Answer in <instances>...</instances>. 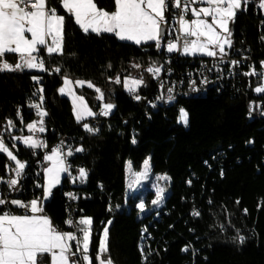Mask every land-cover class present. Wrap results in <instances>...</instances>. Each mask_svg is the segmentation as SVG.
Masks as SVG:
<instances>
[{"label": "trees", "instance_id": "trees-1", "mask_svg": "<svg viewBox=\"0 0 264 264\" xmlns=\"http://www.w3.org/2000/svg\"><path fill=\"white\" fill-rule=\"evenodd\" d=\"M94 2L99 9L115 11L114 0ZM47 4L64 17L62 54L49 55L41 48L43 71H0V127L8 121L13 124L4 141L25 166L40 159L28 167L31 175L26 183L35 184V189L28 188L22 200L43 194L45 155L15 143L11 136L28 133L27 125L36 115L27 103L35 99L47 113L48 142L68 134L73 149H83L71 159V175H78L80 169L87 173L86 185L65 176L43 203V211L59 231L71 232L72 225L66 221L73 218L92 219L93 264H98L96 255L106 226L104 258L116 264H264V115L251 118L248 110L249 101L264 105V93L255 91L261 75L245 77L250 90L244 96L209 93L153 109L130 95L123 79L135 71L144 79L139 94L152 88L149 67L165 54L157 42L136 44L113 33H85L62 7V0H47ZM241 46L251 49L247 69L262 70L264 9L255 10L252 3L234 19L232 47ZM3 58L18 60L14 53ZM65 79L94 85L77 87L94 111L102 100L114 104L112 115L97 132L87 131L76 120L71 99L60 91ZM38 87L42 91L36 92ZM181 108L188 113L187 126L178 123ZM147 158L154 173L168 177L164 204L154 211L150 209L153 192L145 201L133 197L125 201L127 163L140 171ZM14 165L0 152V180L11 176ZM67 191L78 194L79 200L71 202ZM195 209L198 216L192 214ZM43 264H50L47 255Z\"/></svg>", "mask_w": 264, "mask_h": 264}, {"label": "snow or ice", "instance_id": "snow-or-ice-1", "mask_svg": "<svg viewBox=\"0 0 264 264\" xmlns=\"http://www.w3.org/2000/svg\"><path fill=\"white\" fill-rule=\"evenodd\" d=\"M198 0H173V6L181 8L182 13L191 12L196 19L188 21L181 14L179 18L180 31L185 37L183 44L184 54H203L207 56L226 55L225 46H232L231 31L229 22L233 21L236 11L241 8V0H199L200 3L207 4V7H189V4H195ZM246 2V0H245ZM115 11L109 13L106 10L99 9L94 0H62V7L74 16L75 22L85 32L113 33L120 40L134 41L140 44L144 41L154 40L159 47L161 36V25L165 23L164 13L169 7L168 0H114ZM260 7L264 8V0H261ZM201 17H210L211 22ZM64 17L57 14L56 10L47 7L46 0H0V58L6 53L18 54L20 63L10 65L9 63H0V71H17L25 68H37L44 70V61L39 59L37 53L41 50L40 46L47 51L49 55L53 53L62 54L64 40ZM26 34H30V37ZM187 37H196L194 40H188ZM203 38V39H201ZM179 39V38H177ZM167 50L173 52L178 50L177 43H169ZM233 63H237L233 61ZM264 63V62H262ZM59 71V69H56ZM155 74L159 73V68L149 69ZM246 75H256L255 72L246 73ZM264 76V72L260 73ZM37 80V77H33ZM65 85L71 81L65 79ZM120 83L119 77L116 79ZM77 84L83 86V81H77ZM89 87H94L91 82H87ZM129 92H134L142 84V80H127L124 82ZM42 91V89L40 90ZM61 93L65 92L64 88L60 89ZM100 92V89H96ZM171 91V89H169ZM258 93H264V86L256 87ZM103 99V93L100 94ZM80 99L83 104L82 98ZM136 99H140L136 96ZM172 99L171 96L168 97ZM39 108L40 105H33ZM114 105L105 104L103 115H108ZM76 118L79 121L82 118L80 107L77 106ZM40 112L41 118L46 115ZM84 114L93 115L86 108ZM180 122L185 126L189 123L188 113L180 110ZM41 125L43 120L40 121ZM9 127H12V121H8ZM29 131L36 130V124L27 125ZM84 128L93 132L87 124ZM44 131L41 126L38 129ZM21 139V138H17ZM23 143L29 147H47L42 141L35 140L32 137H24ZM135 143V140H133ZM76 151H83L78 148ZM0 152L7 154L9 159L15 161V173L20 177L25 168V164L16 159V156L8 149L4 141L0 139ZM68 155H72L69 151ZM45 159L52 161V167L46 170L50 186L45 189V196L50 194L51 186L59 183L60 173L67 172L59 147L52 150L50 155ZM148 161H145V172L136 173L137 177L147 174ZM79 175L85 178L87 173L80 169ZM161 180L168 177L161 176ZM9 187H14L17 179L7 181ZM164 189L157 188L156 199L153 204H158L162 199ZM5 201L0 199V204ZM19 207H30L32 215H12L10 213L0 214V264H43L45 255L50 256L51 264H93L89 257V246L91 242V219H81L78 224L85 226L80 227L79 231L83 234L78 238L72 232L60 233L52 225L51 220L46 216L37 215L43 211L38 206V201H31L30 205H23L20 201H11ZM141 211L144 210V204L139 205ZM194 216H198V211H193ZM72 224L71 220L66 221ZM108 230L104 229L103 238L100 240L99 254L96 257L98 264H112L110 258L105 259L104 254L107 249ZM244 238L240 237L243 243ZM71 241H76L75 252L72 249ZM187 251V249H184ZM79 253L81 260H74L72 257Z\"/></svg>", "mask_w": 264, "mask_h": 264}, {"label": "built area", "instance_id": "built-area-1", "mask_svg": "<svg viewBox=\"0 0 264 264\" xmlns=\"http://www.w3.org/2000/svg\"><path fill=\"white\" fill-rule=\"evenodd\" d=\"M187 2V0H183ZM261 0H250V3L253 4L254 9H264L260 7ZM169 7L167 17V34L163 42L160 44V47L164 49L163 59L154 65H151L149 69L159 68V73L155 74L152 71H149L152 81V88L147 91L145 94H139V91L136 89L134 92H127L136 97L139 96L145 102V104L153 109L159 108L161 106H171L178 99L183 98H203L209 93L215 94H230L232 96H244L249 93L250 83L245 82V77H252L260 75L264 72V59L262 60V70H256L253 66L247 69V66L251 65V49L249 46H241L238 48H233L232 46L226 51V55H217V56H203V55H185L183 53V44L185 37L180 31L179 18L183 14L185 19L193 18L194 16L191 12L182 13L181 8H176L173 6V0H168ZM204 3H200L199 0L195 4H189V7L199 8ZM179 38V39H177ZM186 39L193 40L191 37ZM169 43H177L178 50L169 52L167 50ZM39 59L43 58L40 56ZM236 61L237 63H233ZM255 72L256 75H246V73ZM263 78V76H261ZM171 89V91H169ZM40 88H36V92H39ZM171 96L172 99L169 100L168 97ZM33 105H40L38 100L31 99L28 101L27 106L30 108L36 115L35 124L36 129L38 130L41 126L44 128L43 132L38 130L37 140L42 141L47 147H37L39 152H42L43 156L52 152L53 149L59 147L62 159L64 160L66 166L68 167V174L70 178H78L84 185L87 184L86 177L81 178L80 175H71V159L74 154L77 152L76 149L72 147L73 137L68 134L60 135L58 141L50 143L46 137V134L50 130V125L48 124L47 114L42 118L39 115L40 112H44L41 107L36 108ZM184 109V108H181ZM180 109V110H181ZM104 104H101L92 115L91 118L83 121V126L87 124L89 128L93 129L95 132L98 131L99 126L103 120L108 119L112 115V110L108 115H103ZM248 110L250 112V117L264 115V105L263 103L254 104V101H249ZM180 116V114H179ZM178 116V123L180 122ZM43 120L41 125L40 121ZM20 121L23 122L24 119L20 117ZM71 151L72 155H68V152ZM226 154H222V158H226ZM40 159L35 161H30L26 163V166L23 170V173L20 177L16 176L15 169L12 172L11 176L6 177L1 180L2 193L0 199L5 201L4 204H0V214L10 213V214H20L24 213V207H19L17 205H12L11 201L20 200L24 205H30L31 201L22 200V196L27 193L29 189H35V184L26 183L27 179L31 175L28 167L34 166V164L39 163ZM10 179H17L18 183L14 187H9L7 181ZM28 186V187H27ZM69 196L71 202H77L79 200V195L75 194L72 191H67L65 193ZM13 206V207H12ZM29 208V207H27ZM194 211V210H193ZM199 212V209H195ZM193 213V212H192ZM81 218H73L71 221L72 233H74L78 238H82V233L79 231L82 225H79L78 222ZM72 249L75 252L76 241H73ZM74 260H81L79 253L76 256L72 257Z\"/></svg>", "mask_w": 264, "mask_h": 264}, {"label": "rangeland", "instance_id": "rangeland-1", "mask_svg": "<svg viewBox=\"0 0 264 264\" xmlns=\"http://www.w3.org/2000/svg\"><path fill=\"white\" fill-rule=\"evenodd\" d=\"M249 4V0H241V8L238 9L236 11V14L238 12H240L241 10H244L247 8ZM200 7H207V4H203L202 6ZM164 16H165V23L161 25V29H162V32H161V36H160V40H159V43H162L164 38L166 37V34H167V17H166V13H164ZM203 19H206L208 20L209 22H211V18L210 17H201ZM193 19H196V17L194 16L193 18H188L186 20L188 21H191ZM235 19V18H234ZM233 24H234V20L233 21H230L229 22V29L231 31V41L233 43ZM193 40L196 39V37H191ZM203 39V38H201ZM125 41H130V40H125ZM130 42H133V41H130ZM146 42H156L154 40H149V41H144L142 43H146ZM135 43V42H134ZM229 49V47L226 45L225 46V52ZM184 53V52H183ZM199 54V53H197ZM185 55H196V54H185ZM200 55H203V54H200ZM2 63V62H0ZM17 71H21V70H17ZM132 79H136V80H142V83L144 82V79L141 75H139L137 72L133 71L131 73V75H129L128 77L124 78L123 81H127V80H132ZM141 85V84H140ZM139 85V86H140ZM124 86H125V83H124ZM138 86V87H139ZM259 86H264V76L262 78V82L261 84H259L257 87ZM137 87V88H138ZM136 88V89H137ZM125 90H128L126 87H125ZM258 93V92H257ZM102 103L105 105V104H112L110 102H105L104 100H102ZM114 105V104H112ZM89 106V105H88ZM77 107V104H75V109ZM90 107V106H89ZM91 108V107H90ZM114 108V107H113ZM112 108V109H113ZM76 113V111H75ZM83 122V121H82ZM32 123H35L34 121L31 122L30 124ZM8 129H9V125H4L2 127H0V130L2 132V137L1 139L4 141V138L3 136L5 134H8ZM27 130H28V133L25 134V133H14L12 136V139L15 143H21L23 145H25L23 143V139L24 137H32L33 139L37 140V136H38V130H34V131H29L28 127H27ZM17 138H21V139H17ZM5 145L8 147V149L13 153V155L16 156L14 150L11 148V146L6 142L4 141ZM27 146V145H25ZM29 147V146H28ZM32 148V147H30ZM4 153V152H2ZM6 154V153H5ZM51 152H49L48 154L45 155V157L47 155H50ZM7 155V154H6ZM16 159L21 161L22 163H24V161L18 159V157L16 156ZM11 160V159H10ZM148 161V170H147V174L146 175H143V176H140V177H137L136 176V173H144L145 172V161ZM143 164H142V168L140 171H136L132 168V165L130 162L127 163L126 165V170H127V175H128V187H127V195H126V199L125 201L128 203L129 202V198L130 197H133L134 199H137V200H141V201H145L146 200V196L149 192H153L155 194V197L151 200V205H150V209L151 210H158L160 207H162V205L164 204V198L166 196V194L168 193V187H167V179L166 180H161L159 179V177L161 176H165V175H161V174H156L153 172V169H152V163H151V160L150 158H147ZM12 163H14L15 165L13 166V168H15L16 166V163L15 161L11 160ZM25 164V163H24ZM43 168H42V174H43V194L37 198H34V200H37L38 202H41L42 204L48 200L50 197H51V194H52V191L55 187L59 186L62 184V181H63V178L65 176L68 175V171L67 172H62L60 173V178H59V183L55 184L54 186H51L50 188V194H48L47 196H45V189L47 187L50 186V182H49V179H48V175H47V172L46 170L50 167H52V161H49L47 159L44 158V163H43ZM65 164V162H64ZM66 166V164H65ZM163 188L164 189V192H163V195H162V199L160 200V202L158 204H153L152 201L156 199V192H157V188ZM84 218H90V217H84ZM91 219V218H90ZM91 222H92V219H91ZM85 227V226H84ZM105 228H107L108 230V226H106ZM103 235H104V230L102 232V236H101V239L103 238ZM91 237H92V223H91ZM107 244H108V238H107ZM90 247H91V242H90V246H89V252H88V255L89 257L92 259L93 261V256L91 255L90 253ZM99 254V253H98ZM97 254V255H98ZM96 255V257H97ZM108 259V258H107ZM112 261V260H111ZM98 262V261H97ZM112 264H116L114 261H112Z\"/></svg>", "mask_w": 264, "mask_h": 264}, {"label": "crops", "instance_id": "crops-1", "mask_svg": "<svg viewBox=\"0 0 264 264\" xmlns=\"http://www.w3.org/2000/svg\"><path fill=\"white\" fill-rule=\"evenodd\" d=\"M46 3H47V0H46ZM249 3H250V0H249ZM205 4V3H204ZM47 7H48V4H47ZM98 7V6H97ZM200 8V7H199ZM57 12V11H56ZM110 13V12H109ZM58 14V13H57ZM59 15V14H58ZM61 16V15H60ZM74 17V16H73ZM75 19V18H74ZM89 32H91V31H89ZM92 33H94V32H92ZM26 35H28L29 37H30V34H26ZM134 42V41H133ZM146 43H148V42H146ZM140 44H143L142 42L140 43ZM40 48H43V46H40ZM44 49V48H43ZM45 50V49H44ZM45 52H47L46 50H45ZM34 55H37L38 57H40L39 56V54H38V52L37 53H34ZM197 55V54H196ZM200 55V54H199ZM17 56H18V60L15 62V63H12V62H10V61H8V60H6V59H4L3 57L2 58H0V62H7V63H9L10 65H15V64H17V63H20V58H19V55L17 54ZM203 56H207V55H203ZM45 69V68H44ZM21 71H41V70H39V69H37V68H33V69H28V68H25V69H23V70H21ZM67 80H69V81H71V83L70 84H68V85H65V83H64V85H63V87L62 88H64L65 89V92L63 93V95H65V96H67V97H69L70 99H71V101H72V103H73V107H75V104H77V106H79L80 107V110H81V114H82V118L79 120V122H82V121H85V120H87V119H89V118H91L92 117V115H86V114H84V109L86 108L87 110H89V111H91L93 114H94V110L93 109H91L89 106H88V103H87V101H86V99L82 96V95H80L78 92H77V87L78 86H81V85H79V84H77L76 82L77 81H73V80H71V79H67ZM84 82V81H83ZM83 86H87V87H89L88 86V83L86 82V83H84L83 84ZM74 97L75 98H82V101H83V104H81V101H80V99H75V101H74ZM74 114H75V117H76V113H75V108H74ZM76 120H77V118H76ZM78 121V120H77ZM15 168H16V166H15ZM14 168V169H15ZM1 193H2V188H1V180H0V196H1ZM34 200V199H33ZM32 200V201H33ZM17 201H19V200H17ZM37 201V200H36ZM21 202V201H20ZM23 205H24V203L23 202H21ZM38 206L39 207H41L42 209H43V204L41 203V202H38ZM25 208V210H26V212H24V213H20V214H12V215H20V216H22V215H32V213H31V210H30V207L29 208H27V207H24ZM37 215H41V216H46V217H48L45 213H44V211H42V212H40V213H37ZM49 218V217H48ZM50 219V218H49ZM81 219H84V218H81ZM53 225V224H52ZM84 227V226H83ZM57 231H59V230H57ZM60 233H66V232H70V231H59ZM71 244H73V241H71L70 242ZM48 259H49V263L51 264V259H50V256H48Z\"/></svg>", "mask_w": 264, "mask_h": 264}, {"label": "water", "instance_id": "water-1", "mask_svg": "<svg viewBox=\"0 0 264 264\" xmlns=\"http://www.w3.org/2000/svg\"><path fill=\"white\" fill-rule=\"evenodd\" d=\"M261 82H262V80H258V81L256 82V85L261 84Z\"/></svg>", "mask_w": 264, "mask_h": 264}]
</instances>
